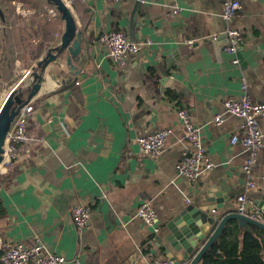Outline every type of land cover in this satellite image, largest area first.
Segmentation results:
<instances>
[{
  "label": "crops",
  "instance_id": "crops-1",
  "mask_svg": "<svg viewBox=\"0 0 264 264\" xmlns=\"http://www.w3.org/2000/svg\"><path fill=\"white\" fill-rule=\"evenodd\" d=\"M37 1L36 9L52 6ZM239 1L241 10L232 26L241 30L244 43L232 56L224 51L222 0H142L136 19L132 14L137 0H65L79 30L85 31L86 62L67 83L68 67L49 66L41 92L29 103L33 112L27 132L34 139L33 154L26 157L21 146L1 173H12L13 180L7 189L0 187L6 209L0 242L32 246L39 238L46 252L65 256L66 264H152L166 258L156 238L169 235L172 217L188 205L205 203L209 192L222 191L229 197L224 209L215 212L219 219L237 212L241 194H248L257 206L264 202V147L247 175V153L240 143H232L242 134V120L227 114L222 124L212 122L224 113L227 98L247 93L253 102H264V0ZM18 6L15 9L21 11L23 5ZM175 8L181 11L174 14ZM5 18L13 17L0 10V88L21 62L22 70H31L65 32L61 18L54 30L47 26L50 39L40 57L30 58L26 67V37L16 28L5 31ZM111 31H123L141 46L127 64H116L100 42L101 34ZM43 40L44 32L37 29L30 42ZM166 67L183 88L162 83ZM180 109L202 128L214 162L213 169L195 182L177 171L186 146ZM259 124L264 133V117ZM163 129L172 130L163 153L144 156L138 139ZM249 181L255 185L250 187ZM143 202L157 211V234L136 216ZM76 205L91 211V224L83 231L70 215Z\"/></svg>",
  "mask_w": 264,
  "mask_h": 264
},
{
  "label": "built area",
  "instance_id": "built-area-1",
  "mask_svg": "<svg viewBox=\"0 0 264 264\" xmlns=\"http://www.w3.org/2000/svg\"><path fill=\"white\" fill-rule=\"evenodd\" d=\"M114 3H120L125 0H106ZM223 10L221 19L225 24L223 34L226 37L224 51L232 56H236L240 48L243 46L244 38L241 30L232 26V22L241 10L239 0H222ZM181 10L175 8L174 14H178ZM100 42L106 48L108 57L116 64L124 65L136 56L140 51V44L131 41L127 33L123 31L104 32L100 36ZM193 41L188 40L187 44ZM235 65L239 64V60H233ZM244 90L248 84L242 81ZM2 104V103H1ZM225 111L223 114H217L212 118L215 124H222L225 121V115L230 114L239 117L242 120L241 136H234L232 143H240L247 153V160L243 166V171L250 175L252 168L258 158L259 152L264 147V133L259 124V118L264 117V102L255 103L251 97L245 93L239 99L227 98L223 102ZM1 106V105H0ZM32 106L27 104L14 119L11 126L8 141L6 145V156L4 163L10 164L16 158V149L19 146L25 147V156L33 154V138L27 132V124L31 113ZM178 117L184 127L182 136L186 143L182 151L181 160L177 165L179 175L195 182L203 174L209 172L214 167V162L210 158L206 146L202 140V128L193 123L190 114L183 109L178 111ZM65 134H69L68 128L61 124ZM172 134L171 129H163L154 134L138 139V144L142 154L146 157L160 156L166 146L167 138ZM248 185L253 187V181H249ZM186 202L190 203V198H186ZM237 212L252 219L264 223V210L258 207L248 194L244 193L237 197ZM70 215L73 218L74 225L79 231L87 229L91 224V211L87 207L73 206L70 209ZM145 224L150 226L155 234L159 233L157 211L151 207L148 202H143L136 213ZM0 262L2 264H66L65 256L53 254L45 251L39 238L32 246L24 243H2L0 242ZM152 264H175L174 261L167 258H157Z\"/></svg>",
  "mask_w": 264,
  "mask_h": 264
},
{
  "label": "water",
  "instance_id": "water-1",
  "mask_svg": "<svg viewBox=\"0 0 264 264\" xmlns=\"http://www.w3.org/2000/svg\"><path fill=\"white\" fill-rule=\"evenodd\" d=\"M54 6L65 25V32L61 41L50 46L45 55L37 62L28 74V80L21 83L16 91H11L2 101L0 106V168L5 161L8 135L14 119L20 110L29 104L42 90L46 71L49 66L59 68L68 67L70 77L64 83L72 81L75 75L80 74V68L86 62L85 50H83L84 30H79L72 9L65 0H45ZM142 0H137L132 18H137V10ZM225 37V35H224ZM172 57L168 59V63ZM163 74L162 83L171 84L175 89L184 86L172 78L167 70ZM50 69V68H49ZM23 81V80H22ZM229 197L222 191L209 192L203 204L188 205L178 211L168 225L169 235L157 237L158 248L175 264H201L203 256L210 247L217 243L224 228L231 220L239 222L240 231H250V226H255L264 231V223L247 217L238 212L229 213L219 219L215 215L218 210L224 209V203ZM258 207L264 210V202Z\"/></svg>",
  "mask_w": 264,
  "mask_h": 264
},
{
  "label": "trees",
  "instance_id": "trees-1",
  "mask_svg": "<svg viewBox=\"0 0 264 264\" xmlns=\"http://www.w3.org/2000/svg\"><path fill=\"white\" fill-rule=\"evenodd\" d=\"M11 3L4 0L0 1V10L5 13L10 12ZM4 21V17H3ZM8 21L5 18V23ZM47 24L41 22H34L30 24L31 33L25 29L20 30V36H25L24 42L26 53L29 54V58L37 60L47 41L50 39ZM38 30L44 32V40L40 44H33L30 41L35 39V34ZM72 85L66 86L63 89H68ZM172 94V92H170ZM17 149L23 150L21 146ZM16 149V151H17ZM10 166V165H9ZM8 166V167H9ZM13 180V174L5 175L0 174V187L8 188ZM6 216V209L3 205L0 197V221ZM250 231H240L239 222L237 220H231L228 222L223 230L220 240L213 244L207 253L203 256L202 264H264V231L258 227L250 226ZM0 264H2L0 262Z\"/></svg>",
  "mask_w": 264,
  "mask_h": 264
},
{
  "label": "rangeland",
  "instance_id": "rangeland-1",
  "mask_svg": "<svg viewBox=\"0 0 264 264\" xmlns=\"http://www.w3.org/2000/svg\"><path fill=\"white\" fill-rule=\"evenodd\" d=\"M4 1L11 3L9 14L13 17L11 19H8V21L5 23V29H4L5 31L8 30L9 32H12L13 30H15V28L16 30H22V29H25L28 25L33 24L34 22H37V23L41 22L43 24L45 23L48 26L50 25L51 27H53V30H54L56 27V23L58 21L60 22V18H61L60 14L57 12L54 6H53L54 8L52 6H49L48 9H45L46 7H44V9L43 8L36 9L37 2H38L37 0L30 1V2L28 0H8V1L4 0ZM13 1H15L16 5L12 3ZM18 4L23 5L21 6V11H17L15 9L16 7L19 8ZM29 6H32L33 10H35L36 12L30 13ZM28 28L31 29L30 27ZM25 30L29 32L27 28ZM12 45L13 44L10 43L11 48H12ZM24 61H25L24 62L25 66L28 67V65L30 64V58H25ZM22 63L23 62H21L20 67H23ZM20 67L17 68V72L15 74L8 75L7 77L8 81L6 82V84H4L3 87L0 88V105L3 101L4 94L10 93L13 87H15V85L17 84V82L19 80L22 81L25 75H28L31 71L30 69L22 70ZM6 73H9V71H7ZM6 157L9 158V156H6ZM5 166H6V163H3V165L0 168V174L4 171Z\"/></svg>",
  "mask_w": 264,
  "mask_h": 264
},
{
  "label": "bare ground",
  "instance_id": "bare-ground-1",
  "mask_svg": "<svg viewBox=\"0 0 264 264\" xmlns=\"http://www.w3.org/2000/svg\"><path fill=\"white\" fill-rule=\"evenodd\" d=\"M17 89H14V90H12V91H16Z\"/></svg>",
  "mask_w": 264,
  "mask_h": 264
}]
</instances>
